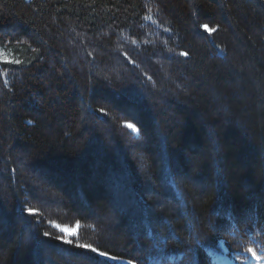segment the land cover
<instances>
[{"label":"trees","instance_id":"16d2710c","mask_svg":"<svg viewBox=\"0 0 264 264\" xmlns=\"http://www.w3.org/2000/svg\"><path fill=\"white\" fill-rule=\"evenodd\" d=\"M0 48V264L264 260V0H0Z\"/></svg>","mask_w":264,"mask_h":264},{"label":"rangeland","instance_id":"374dc122","mask_svg":"<svg viewBox=\"0 0 264 264\" xmlns=\"http://www.w3.org/2000/svg\"><path fill=\"white\" fill-rule=\"evenodd\" d=\"M0 61H9L11 59V56L7 53L6 50L0 48ZM61 228H67V227H60ZM74 231H75V228H72ZM71 229V230H72ZM70 230V232H71ZM111 238H115L116 239V236H113L111 235ZM229 263V262H228ZM229 264H264V260H262L261 258L255 256V255H251L250 256V260H246V261H239V260H236V261H230Z\"/></svg>","mask_w":264,"mask_h":264},{"label":"snow or ice","instance_id":"6c2138e0","mask_svg":"<svg viewBox=\"0 0 264 264\" xmlns=\"http://www.w3.org/2000/svg\"><path fill=\"white\" fill-rule=\"evenodd\" d=\"M202 27H204L206 31H214V30L208 29V26L207 25H204ZM182 55H187V53H182ZM0 58H2V57H0ZM15 62L18 63V61H15ZM128 126L131 127V125H128ZM28 211H29L30 214L32 213V210L31 209H29ZM57 227H59V225H57ZM60 231H62L64 233H67V234H72V235L75 234L74 232H70V229L69 228H61ZM44 235L45 236H48L49 233L48 232H45ZM56 239L59 240V239H63V238L57 236ZM64 242L65 243H71V240H64ZM77 247L83 248V249H90V251L93 252V253L97 252V249L94 248V247H92L91 245H83V244H81V245H77ZM248 251L250 253H253V250L251 248H249ZM99 255H102L103 256L105 254L101 252V253H99ZM253 255H255V253H253ZM129 264H131V261L129 262Z\"/></svg>","mask_w":264,"mask_h":264},{"label":"bare ground","instance_id":"6f19581e","mask_svg":"<svg viewBox=\"0 0 264 264\" xmlns=\"http://www.w3.org/2000/svg\"><path fill=\"white\" fill-rule=\"evenodd\" d=\"M245 94V93H244ZM39 180V179H38ZM52 187V186H51ZM50 193V192H49Z\"/></svg>","mask_w":264,"mask_h":264}]
</instances>
